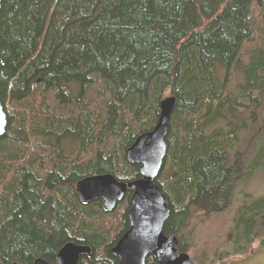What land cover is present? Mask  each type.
Instances as JSON below:
<instances>
[{
  "label": "trees",
  "instance_id": "1",
  "mask_svg": "<svg viewBox=\"0 0 264 264\" xmlns=\"http://www.w3.org/2000/svg\"><path fill=\"white\" fill-rule=\"evenodd\" d=\"M0 93V264L56 263L71 240L91 247L82 264H117L111 248L129 228L132 191L108 211L80 201L76 184L95 173L140 177L126 150L168 96L156 179L170 206L163 230L206 264L225 245L221 236L210 245L215 214L232 205L239 168L264 167V139L248 164L242 152L230 160L264 114V0H2ZM235 211L242 236L264 245V195ZM192 216L213 222L202 251L184 232Z\"/></svg>",
  "mask_w": 264,
  "mask_h": 264
},
{
  "label": "water",
  "instance_id": "2",
  "mask_svg": "<svg viewBox=\"0 0 264 264\" xmlns=\"http://www.w3.org/2000/svg\"><path fill=\"white\" fill-rule=\"evenodd\" d=\"M0 0V10H1ZM175 97L168 96L160 102L159 117L154 127L137 136L127 148L130 162L139 163L140 177L130 181L120 180L113 173H95L80 179L76 193L87 203L100 199L105 210H112L132 191L127 212L129 228L112 246L117 264H146L154 255L155 264H197L186 251L177 248V236L164 233V224L170 215L166 195L156 182L167 156V136ZM7 112L0 93V135L5 133ZM91 253V247L74 241L66 242L58 251L56 263L37 257L34 264H82L81 258Z\"/></svg>",
  "mask_w": 264,
  "mask_h": 264
},
{
  "label": "rangeland",
  "instance_id": "3",
  "mask_svg": "<svg viewBox=\"0 0 264 264\" xmlns=\"http://www.w3.org/2000/svg\"><path fill=\"white\" fill-rule=\"evenodd\" d=\"M233 84H236L240 79V74L233 76ZM257 112V111H256ZM264 114H258L259 124H255V127L249 126L244 129L240 134V139L235 142L234 146L230 149V160L234 161L238 152L243 156L241 157L242 162L246 165L251 159H253L260 143L264 139ZM258 126V127H257ZM259 126H262L260 129ZM259 130L256 136L250 140L251 134ZM40 138V137H39ZM250 140V141H249ZM66 153L74 155L76 150L69 147L70 142H65ZM234 149V150H233ZM264 162V160H262ZM239 168L240 173L236 176V185L233 192L232 205L225 211L215 214V217L220 221V229L213 236V243L211 247L217 246L219 238L224 237V247L214 257L215 260H207L206 264H264V245L257 239H247L242 236V233L238 230L235 224V218L239 207L246 200L253 197H259L264 195V167L258 164L255 168ZM119 175V174H118ZM250 193V194H248ZM209 222L206 219L192 216L189 218L187 225L185 226L184 232L193 242V250L200 249L204 250V242L209 234ZM257 235L264 234V227L257 228ZM221 236V237H220ZM209 245V246H210ZM194 253V251L192 252ZM195 254V253H194Z\"/></svg>",
  "mask_w": 264,
  "mask_h": 264
},
{
  "label": "bare ground",
  "instance_id": "4",
  "mask_svg": "<svg viewBox=\"0 0 264 264\" xmlns=\"http://www.w3.org/2000/svg\"><path fill=\"white\" fill-rule=\"evenodd\" d=\"M106 173H108V172H106Z\"/></svg>",
  "mask_w": 264,
  "mask_h": 264
}]
</instances>
